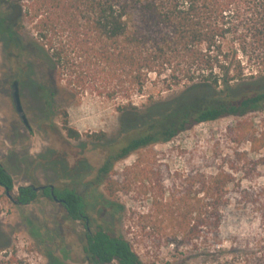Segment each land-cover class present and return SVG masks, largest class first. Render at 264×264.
<instances>
[{"label":"trees","instance_id":"obj_1","mask_svg":"<svg viewBox=\"0 0 264 264\" xmlns=\"http://www.w3.org/2000/svg\"><path fill=\"white\" fill-rule=\"evenodd\" d=\"M7 29L33 64L48 63L54 80H42L41 91L49 107L62 110L67 137L84 134L70 124L62 97L92 94L116 104L119 135H85L109 143L95 184L104 183L115 199L150 204L128 209L135 225L127 233L137 231L134 238L153 245L157 255L173 246L175 264L199 258L264 264V122L257 128L253 119L264 111V65L251 64H264V0H0V34ZM152 74L167 89L183 88L167 99L150 96L141 107L135 97ZM223 117L236 123L212 133L201 154L178 145L156 148ZM247 143L255 157L242 149ZM132 153L136 161L117 172L116 163ZM169 155L180 156L183 166L173 168ZM0 188L9 198L15 188L1 161ZM41 195L62 202L67 218L85 221L89 264H144L132 238L86 222V200L74 187L54 185L52 192L51 184L20 185L11 199L25 205ZM232 206L247 223L225 246ZM0 264H27L1 223Z\"/></svg>","mask_w":264,"mask_h":264},{"label":"rangeland","instance_id":"obj_2","mask_svg":"<svg viewBox=\"0 0 264 264\" xmlns=\"http://www.w3.org/2000/svg\"><path fill=\"white\" fill-rule=\"evenodd\" d=\"M5 27L8 28L7 23ZM14 43L8 29L0 34V161L14 178L12 194L17 193L20 185L32 183L74 187L86 200L92 227L102 224L112 233L132 238L144 264H175L178 253L173 246L164 247L157 255L153 245H144L137 241L140 238H134L137 231L135 234L127 233L128 226L135 225L133 219L127 218L128 209L137 204H150L136 203L125 195L115 199L108 195L104 183L95 184L97 170L108 153L109 143L108 139L98 143L85 134L105 131L109 138L118 136L121 113L116 104L92 94L81 100L62 97L63 107L69 112L70 124L84 134L81 140L67 137L62 127V110L49 107L41 91L42 80H54L48 63L33 64L27 51L19 49ZM251 64L253 68L264 65L260 62ZM16 79L19 80L20 96L30 127L21 120L13 104L11 86ZM154 79L152 74V81L147 84L144 93L135 97L141 107L150 96L167 99L183 88L167 89L161 81ZM253 119L256 127L261 128L264 111ZM231 123L235 124L236 118L204 121L183 132L175 141L160 143L156 148L169 150L178 145L182 149H195L201 154L208 150L205 140L212 133L219 135L220 130ZM242 149L247 150L251 158L255 157L249 143ZM136 159L137 154L132 153L118 161L115 170L122 172ZM167 162L173 168L183 166L180 156L169 155ZM208 169L214 170L211 167ZM240 175L237 174L238 177ZM242 182L250 183L246 179ZM11 197L0 188V223L27 264H89L83 251L85 221L67 218L64 204L47 196L41 195L25 205L16 204ZM228 208L223 227L225 246L247 223V217L240 210L233 206ZM185 264L212 263L199 258Z\"/></svg>","mask_w":264,"mask_h":264},{"label":"water","instance_id":"obj_3","mask_svg":"<svg viewBox=\"0 0 264 264\" xmlns=\"http://www.w3.org/2000/svg\"><path fill=\"white\" fill-rule=\"evenodd\" d=\"M11 95L13 99V104L15 106L16 111L18 112L21 120L30 127V123L26 114V111L23 107L21 96H20V88H19V80H14L11 86ZM44 187V186H43ZM39 188V187H38ZM51 189L53 192L54 185L51 184ZM10 194V193H9ZM57 199V197H55Z\"/></svg>","mask_w":264,"mask_h":264},{"label":"flooded vegetation","instance_id":"obj_4","mask_svg":"<svg viewBox=\"0 0 264 264\" xmlns=\"http://www.w3.org/2000/svg\"><path fill=\"white\" fill-rule=\"evenodd\" d=\"M86 222L89 223V222H90V218H87V219H86Z\"/></svg>","mask_w":264,"mask_h":264}]
</instances>
